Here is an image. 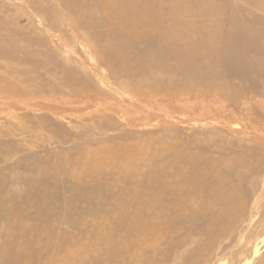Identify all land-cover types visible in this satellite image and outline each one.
<instances>
[{
    "label": "rangeland",
    "instance_id": "374dc122",
    "mask_svg": "<svg viewBox=\"0 0 264 264\" xmlns=\"http://www.w3.org/2000/svg\"><path fill=\"white\" fill-rule=\"evenodd\" d=\"M69 1H63V9L68 7ZM74 1L79 5L87 3L86 0ZM144 1L149 4L140 12H132L122 17L112 11L111 18L105 27L106 32L126 33L128 38H130L128 32L130 29L136 31L140 36H146L143 42L134 43L130 49L128 55L132 60L137 56L141 57L149 50L160 58L158 70L165 79L171 77L174 74L173 71H179L183 61L189 64H184L186 68L190 69L191 66H194L197 70L202 67L199 60L201 54L197 45L202 42L205 33L213 27L222 29L223 34H220L219 38L223 37V40L219 53H224H222L224 57L221 55L220 60L222 61L224 58L222 67L225 71H221V77H219L221 80L219 81L225 83L228 81L226 84L230 87L232 94H237V96L239 95L238 92L243 94L233 99L227 96V100L225 95L220 93L221 90H218L219 93L216 91L212 93L200 92L201 95L195 91L191 98L186 95L179 98L174 97L176 103L175 99L169 101L166 97L162 99L164 103L160 104L161 107L157 105L149 111L150 127L141 128L140 126L147 125L142 120L140 125L135 122L130 125L120 115L114 113L113 117V113H111V118L100 123L102 125L107 124L112 119V128L106 127L99 130L96 127L97 130L90 133V138L79 139L77 135L71 132L82 131L89 126L95 127L92 121L78 119L88 116L92 112L90 108L83 105L80 108L81 111L72 110V115L78 116H74L77 120L70 124L74 128L72 129L69 124L65 126L67 120L54 118L51 114L53 108L63 107L66 104L50 100L44 88L40 90V98L34 102H28V105L22 103V100L29 97L28 93L32 90L25 85L26 82L30 85L33 80L34 84V76H42L46 82H51V77L54 76L52 73L61 68L59 66L62 65L60 58L67 61L68 67L78 69L80 74H84L81 69L88 66L94 69L96 73L94 78L101 74L92 63L93 58H88L85 48L79 46L75 40L76 36L67 35L64 20L59 16L62 1L0 0V33H6L3 38H0V50L8 49L11 44V49L14 52L13 63L11 64L12 76L4 75L1 71L7 55L0 58V88L10 89L15 93L14 97L4 96L0 98V264H50V261L44 256L49 248L50 252H54V250L52 247L46 248L47 242L50 246L62 250L72 246L73 259H79L82 264H88L85 263L87 259L83 257L84 243L95 246L104 234H115L121 229L123 231L116 237L120 240L118 241L119 245L116 246L118 252L124 247L123 240L125 238L129 243L131 241L140 242L142 237L137 232L129 233L128 225L131 219L126 210L129 208L132 192L134 195L136 191H141L146 195L153 192V189L140 184L141 177H136L138 184L136 183L127 189L123 186L116 189L118 196L122 197L127 194L130 199L127 197L122 199L109 197L90 205H87L89 202L85 200L81 204L84 210L78 206V201L73 203L72 199V197L78 196L75 193L77 194L79 189L65 187L70 186L71 183L64 180H62V185L56 188V193L53 192V197L52 195L48 197L47 200L50 203L46 205L27 204V200L36 198L39 192L37 188L39 186L35 185L34 188L30 182L32 178H41L40 175L34 174V167L38 169L40 165H49V161L53 157L65 152L71 153L75 146H82V142L90 139L94 140L93 146L96 149L98 147L97 140L104 139L102 136L107 134H117V137L112 138L114 141L111 143V147L115 146L110 147L114 152L117 150V144H121L120 147L129 145L140 147L142 144L138 145V140L139 142L142 140L144 145L150 143V153L155 150L159 151L154 162L153 159H148L150 157L148 154L142 160L139 159L133 169L140 173H144L150 168H159L160 163L167 161L170 151L165 150L162 140L168 137L172 136L184 141L181 143V147L187 145L189 148H193L192 150L201 148V150H208L212 156V161H207V163L219 167L218 169L228 167L227 170L224 169L226 172L223 176H219V174L210 175L208 181L211 184L215 181L228 182V193L232 187L237 186L242 189L250 201L245 206H238V200H230L221 204L222 209L217 211L218 214L224 209L226 212H236L230 216L228 223H224L221 219L197 218L194 214V210H197L212 216L216 212L213 208L198 207L195 204L189 205L190 201L186 202L183 207L182 203L168 200L160 209L161 215L163 209L176 218H182L185 224L180 227L179 233H172L176 236L164 237L149 245H157L152 248L153 251H150L152 256L150 263H146L143 259L144 254H141L136 257L133 264H264V122L262 121L264 120V69H257V65L246 59L249 54L252 56L261 53L264 56V52H261L264 50V0H192L186 6H179L178 4L187 0ZM91 2H98V0H91ZM216 2L220 3L222 7L218 13L205 8L204 14L200 9H196L202 5L208 6ZM191 6L196 11L191 10ZM81 14L86 20V10H82ZM16 24L18 25L16 26ZM175 24H178L181 29H176ZM133 26L137 28L135 29ZM16 28L19 30H14ZM51 29H54L55 33ZM165 30H167L166 33ZM223 31H226L227 34L225 32L224 35ZM243 32H250L249 37L244 36ZM239 34H242V38H244L239 39ZM230 38H233L234 41ZM63 41L70 46L66 51L61 50L66 46ZM25 42L34 45H37L36 43L48 45L49 47L55 42L57 43L58 51H49L47 55L50 57L46 56L50 64L45 70L40 57H32L26 54ZM130 42L129 39L128 43ZM254 42L255 44L258 42L257 47ZM187 45L195 47L188 51H182V47ZM252 47L259 48L253 51ZM79 49L82 51H78ZM244 51H247V54H244ZM250 75L253 77L248 78ZM245 76L247 77L245 78ZM209 78L203 77V82H211L208 80ZM216 81L218 78L213 80L214 86ZM51 86H55L63 92V96L68 98L66 101L78 91L73 88L66 89L61 85L59 79H55ZM104 89L111 90V85H105ZM196 93L199 95H196L197 98L194 99ZM246 94L250 97L247 96L246 98ZM217 95L223 97L227 102L220 100ZM33 103L37 105L35 111L31 108ZM119 103L120 97L117 104ZM165 103L166 105L163 106ZM141 106L145 107L143 104ZM47 119L52 120V122L56 120L58 123L55 121L53 123L57 127H64L61 136H48L47 129L39 128L37 122L48 127ZM127 131L129 137L124 135ZM99 132L104 134L99 135ZM125 137L126 140H123ZM134 140L136 141L133 142ZM101 143L106 144V148L110 146L107 142ZM161 154L167 158L159 160ZM232 156H234L232 162L229 163L228 159ZM145 158L147 159L144 160ZM90 161L94 162L93 156ZM141 163L146 164L144 170L138 168ZM202 174L207 176L205 173ZM80 176L83 178L78 180L81 184H85L88 178H96L97 182H106V177L110 180L114 177L112 174L109 175V172L102 170ZM155 196L165 198L167 194L161 192ZM58 198L62 201H59ZM65 202L72 204L68 208L69 211L67 210V215L62 216L61 207H64ZM64 208L66 209V207ZM94 210H99L96 215L100 218L91 216ZM8 223L13 224V233L6 230ZM49 231H51L50 234H48ZM257 248L258 252L256 253ZM62 250L61 253L63 254ZM92 255H96V251ZM95 257L90 264H94ZM56 264H63V261L58 260ZM98 264L107 263L98 261Z\"/></svg>",
    "mask_w": 264,
    "mask_h": 264
},
{
    "label": "bare ground",
    "instance_id": "6f19581e",
    "mask_svg": "<svg viewBox=\"0 0 264 264\" xmlns=\"http://www.w3.org/2000/svg\"><path fill=\"white\" fill-rule=\"evenodd\" d=\"M61 1L62 2L60 5L59 16L62 17V20H64L67 29V35L72 37L76 36L75 40L78 42L79 46L85 48L87 57L93 58L92 63L96 66L97 70L101 72V74L98 75L96 78H94L96 73L94 69H92V67L89 66L86 67L85 69L83 67V69L81 70H83L84 74H80L81 72L79 73L78 69L68 67L69 65H66L67 61H64L63 59L60 58L62 65L59 66H61V68L55 70L52 73L54 74V76L51 77V82H46L42 76L40 77L34 76L35 78L34 84H33V80L30 85L28 82H26L25 85L29 89L32 88V90L30 89L31 92L28 93L29 97L26 98L25 100H22V103L28 105V102L30 101L34 102L36 99L40 98L41 96L40 90L44 88V91L47 93L50 100L56 103L61 102L66 104V106L63 107L53 108L54 110L51 112L54 118L56 117L59 119L62 118L67 120V122H65V126L66 124L68 126V124L70 125L73 121L76 122L77 120V118L75 117L78 116L72 115V110L79 111L80 108L83 107V105L90 108L92 112L89 113L88 116L79 117L78 119H85L88 121H92L93 123L92 122L91 123L94 124L93 126L95 127L89 126L82 131L75 130L71 132L77 135L79 139L86 140L87 138H90V133L93 132L94 130H97V128L99 130H102L103 128L106 127L112 128L113 126V123L111 122L112 119L109 120L110 123L103 125L100 123L103 122L104 120H108L109 118H111L112 117L111 113H113V117L115 114L120 115L125 121H128L130 125L134 124V122L140 125L142 123L141 120L145 121L147 125H143L140 127L141 128L148 127L150 124L149 111L152 110L153 107H156L157 105H159L158 107H161L160 104L164 103L162 99L166 97L169 99V101H172L175 98L183 97V95H186L187 97L190 96L191 98V95L195 91H198V93L200 94V92L212 93L213 91L218 92V90L219 91L221 90L220 93L222 92L223 95H225L224 96L225 99H227V96L233 99L243 94L242 92H238L239 93L238 96L237 94H232L230 87L226 84L228 81L226 83L223 81L221 82L219 81L221 80L219 78L221 77V71H225L224 68L222 67L223 66L222 61L224 58L222 59V61L220 60V58L224 57V55H222L223 52L219 53L221 47L220 45L223 40V37L219 38L220 34H223L222 29L213 27L212 29H210L205 33V36L202 38V42L197 45L199 52L201 54L199 60L202 67L196 70V67L191 66L189 69L184 66V64L187 65L189 64L183 61L181 62L179 67L181 69L179 71L178 70L173 71L174 74L168 79H165L163 74L159 73L158 65L160 62V58H158L157 55L152 54L149 50H147L146 53H144L141 57L137 56L133 60L128 55L134 43L137 44L143 42L146 36H140L136 31H133L132 29L128 31L130 33L129 34L130 38L126 36V33L115 34L113 32L105 31L106 24L108 20L111 18L112 11L116 12L117 14L123 17L132 12L143 11L149 4L148 2H145L144 0H122V1L98 0V2H91V0H86L87 2L86 4L79 5L74 0H70L68 7L63 9L62 4L63 1L65 0H61ZM191 1L192 0H187L186 2L181 1L179 2L178 5L186 6ZM205 8L209 9L210 11H215L216 13L220 12L222 9L221 4L217 2L208 6L202 5L201 7L196 9H200V11L205 14V12H203ZM38 9L40 8L38 7ZM196 9L191 6V10L196 11ZM82 10H86V14H87L86 20L83 19V16L81 14ZM17 25L18 24H16V26ZM133 27L135 29L137 28L136 26ZM174 27L176 29H181V27L178 24H175ZM54 29H51L53 33H55ZM14 30L18 31L19 29L16 28ZM166 32L167 30H165V33ZM233 33L235 34V32ZM0 34H1L0 38H3V36L6 33H0ZM242 34L246 37H249L248 35L250 34V32H243ZM242 34L241 35L239 34V39L244 38V37L242 38L243 36ZM228 36H230V33H228ZM129 39L131 40L130 43H128ZM232 39L230 38V40ZM63 42L66 46L63 47L61 50L66 51L68 47L70 48V46L67 42L65 41ZM257 43L255 44V46L258 45ZM36 44L37 45H34L29 42H25L24 50L26 51V54H28L29 56L40 57L41 59L40 61L44 65L43 69L45 70L46 67L50 64L49 60L47 59V57L49 58L50 56H48L47 54L49 51H54V50L58 51L57 43L55 42L54 44L51 45V47H49L48 45L44 46L38 43ZM233 44L237 45L236 43ZM246 45L244 46L246 47ZM11 47L12 46L10 44L8 49L0 50V58L3 55H7L4 66L3 68H1V71L4 73V75H8V76H12L11 64L13 63L14 52L11 49ZM193 47L195 46H191V45L184 46L182 47V51H188ZM256 47L254 48L252 47L253 51L259 48ZM238 48L237 51H239ZM252 48L250 49L252 50ZM78 51H82V50L79 49ZM246 52L244 51L243 53L247 54ZM261 52H264V50ZM247 56L248 57H246V59L252 62V64L257 65V69L260 70L264 69V56L261 55V53L258 54L256 53L252 56H250L249 54ZM244 59L245 58H243V60ZM229 61L233 63V61L231 60ZM232 65L234 66V64ZM89 69L92 70L89 71ZM243 69H242V73L244 72ZM202 76L210 77L208 80L211 82L204 83ZM247 76H245V78ZM250 77L251 75L248 78ZM215 78H218V81H216L217 83L214 86L213 80H215ZM55 79H59L61 85L64 86L66 89L73 88V89H77L78 91L69 100L66 101V99L68 98H65L63 96V92L59 91L57 87L51 86ZM105 85H111V90H105L104 89ZM216 85H220V86H216ZM261 92H259V94ZM199 94L196 93L194 99L197 98L196 95ZM4 96L14 97L15 93L13 90L0 88V98ZM221 96L219 95L218 98L222 101L225 100ZM247 96L249 95L246 94V98ZM119 97H120V103L117 104ZM244 97L245 95L243 96V98ZM261 100L262 98L260 99V101ZM224 102L227 101L225 100ZM175 103H176V99H175ZM142 104L145 105V107H142L141 106ZM165 105L166 103L163 106ZM216 105L217 104L215 103V106ZM36 107L37 105L35 103H33L31 106V108L34 109V111L36 110ZM29 108L30 107L28 106V109ZM165 108L166 107H164V109ZM54 121L58 123L56 120ZM262 121L264 122V120ZM53 122L52 120H48V127H45V125L41 124L40 122L37 123L40 126L39 128L47 129L48 136H57V135L61 136L63 134L64 127H57V125ZM70 128H72L71 125ZM106 130L104 131L106 132ZM98 134L102 135L104 133L99 132ZM124 135L129 137L128 131L126 134L124 133ZM114 137H117V134L116 135L107 134L102 136V138L104 139H101L99 141L97 140L98 147L96 149H94L93 146L94 140L90 139L86 142H82V146L79 147L75 146L73 151H71V153L65 152L63 154L58 155L57 157H53L49 161V165H42V166L40 165V167L38 168L39 170L36 169V167H34L35 169L32 167L35 172L34 174L36 176L40 175L41 178L39 179L35 177L30 179V182L32 183L34 188L35 185L39 186L37 187L39 189V192L36 198L28 199L27 204L46 205L50 203V201L47 200L48 197L52 195L53 192L56 193V188L62 185V180L71 183L70 186H65V187H72V189L74 188L79 189L78 193L77 194L75 193V195L78 196L74 198L72 197V199H73V203L77 201L79 202L78 206H80V208H83L81 204L85 202V200H88L89 203L87 205H90L96 203L97 201L105 200L109 197H115L116 199L118 198L122 199L124 197H127L128 199H130V197L127 194L122 197L118 196L116 189L119 186H123L125 189H127L130 186L135 185L136 183L138 184L139 182L136 177H141L140 184L142 186L149 187L151 190L153 189V192L149 195H146L141 191H136L134 195V193L132 192V197L133 195L134 197L133 198L131 197V199L129 200V208H127L126 210L129 213L131 219V222L128 225L129 233L131 234L134 231L137 232L142 237L140 242L131 241L129 243L127 238H125L123 240L124 247L119 249L118 252V248H116V246L119 245L118 241L120 240L116 239V237L123 230L121 229L115 234L106 233L96 244L97 246L95 245L96 247L90 245L89 243H84L85 247L83 250V257L87 259L85 263L90 264V262L94 259V256H96L94 260V264H98V261L107 264H133L136 257H138L141 254H144L143 256L144 261L146 263H150L152 260L150 251L152 250L153 247L155 248L157 245H152V246L149 245L156 243L158 240H161L164 237L176 236V235H172V233L174 232L179 233L180 227L183 224H185V221L182 218H176L175 216L170 215L167 211L163 209L161 215L160 209L168 202V200L169 201L172 200L177 203H182L183 207L186 204V202L190 201L189 205L195 204L198 207L205 206L207 208H213L216 210V212L212 216H208L204 212L197 210H194L195 211L194 214H196L197 218L199 217L217 218L218 220L221 219V221L224 223H228L230 220V216L235 214L236 212L230 213V212H226L224 209L221 213L218 214L217 211L222 209L221 204H225L226 201H230V200H238L239 201L238 206H245V204L248 205L250 203V201H248V196L242 191L241 188L234 186L231 188L230 192L228 193L227 190L228 182L224 183L223 181H215L213 184H211L208 181L210 175L216 176L219 174V176H223L226 172L224 171V169L225 170L228 169L227 166H225L224 169L221 168L218 169L219 167L207 163V161L208 162L212 161V156L210 155L208 150H201L202 148L199 150H192L193 148L191 149L187 145L181 147V143H183L184 141L179 140L176 137L167 136L168 138L163 139L162 142L163 145L165 146V150L170 151L169 152L170 155L168 158L167 156L162 154L161 156H159V160H163L167 158L166 159L167 161L165 160L166 162L160 163L159 168H150L148 171L144 173H140V172H136L133 169L134 165L139 161V159L142 160L144 157H147V154L150 157L154 154L152 158L148 157V159H153L154 162V160H156V158L158 157L157 152L159 151L155 150L152 153H150L149 152L150 143L144 145V142L141 139L140 142L137 139L139 143L138 145L142 144L141 145L142 147L140 146L141 148L137 147L136 145H134L136 147H133V145L132 146L125 145L126 147H120L121 144H117L116 145L117 150L116 152H114L111 149L115 146L114 145L111 147V143H113L114 141V139L112 138ZM123 140H126V137L125 139L123 138ZM135 141L136 140H134L133 142ZM101 142H107L108 146L110 145L109 148H106L107 147L106 144H102ZM158 149L160 150L159 147ZM91 155L94 158V162L90 161V159L92 158ZM233 157L234 156L229 157L228 159L229 163L232 162ZM146 159L147 158H145L144 160ZM44 162L46 161L44 160ZM80 167H82L83 169H81ZM138 168L139 170H144L146 168V164L141 163ZM101 170L104 172H109V175L112 174L114 176L113 179L110 180L108 179V177H106L107 179L106 182H102V181L97 182L96 178H88L85 184H81L78 182L79 179H83L82 176L80 175H89V173H93L95 171H101ZM202 173L207 174V176H204ZM161 192H166L167 197L159 198L155 196L157 193H161ZM62 195L64 194L62 193ZM59 201L62 200L60 199ZM71 204L72 203L68 202L65 205H63L64 207H66V209L64 207L63 208L61 207L62 216L67 215L69 211L68 208L70 207ZM14 209L16 210V208ZM81 210H84V208ZM14 212L15 211H13V213ZM98 213L99 210H94L91 216L100 218V216L96 215ZM103 219L105 220V217ZM13 228H14L13 224L8 223V227L6 230L9 231V233H13L12 232ZM50 233L51 231L48 232V234ZM49 247H52L54 252H50ZM46 248H49V250L44 257H46V259L50 261V264H56L58 260H62L63 264H82L81 260L73 259V255L71 253L73 248L72 246H68L64 250H62L57 247L50 246V244L47 242ZM61 250L63 254L61 253ZM94 251H96V255H92ZM257 252H258V248L256 250V253Z\"/></svg>",
    "mask_w": 264,
    "mask_h": 264
}]
</instances>
